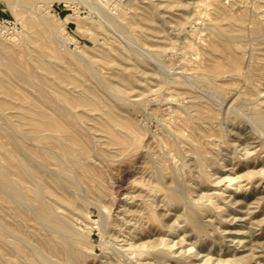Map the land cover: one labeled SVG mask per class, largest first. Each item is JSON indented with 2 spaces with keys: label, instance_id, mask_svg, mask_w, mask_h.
<instances>
[{
  "label": "rangeland",
  "instance_id": "1",
  "mask_svg": "<svg viewBox=\"0 0 264 264\" xmlns=\"http://www.w3.org/2000/svg\"><path fill=\"white\" fill-rule=\"evenodd\" d=\"M218 1H221L222 4L225 3L224 5L230 8L232 15L237 16L243 10L249 11V13L247 11L248 19L244 22L248 39L246 37L247 41H234V44L240 49L239 52H241V63L238 66L232 65L231 68L234 69L232 76L229 78L220 76L217 79V82L222 86L220 92L224 95L218 91L214 92V90L215 94H212L210 88L205 85L200 86V83L197 86L198 79L195 77L199 75L198 72L210 66L211 63L213 65L214 62L225 58L223 53L212 50V43L216 36L215 31L217 32L219 26L223 24L215 19L213 12L214 2L216 3L217 0H164L161 4L157 0H0V44L7 49H11V45H17L15 43H19L31 31H35L37 28L34 26L35 22L42 23L44 18L48 19L47 21H49L54 32L60 35L57 31L60 24L56 17L66 18L70 15L66 28L76 38V41L68 42L61 38L58 44V53H60L58 64L60 66L69 64V69L72 71L71 75L65 79L77 74L74 80L71 79L74 84L81 85L80 87L96 85L101 90H105L104 92L107 95L109 94L108 96L116 100L118 105L123 108L122 110L125 111H123V114L126 117L129 116L128 119L132 120L133 125L136 124V135L139 138L140 151L139 155L130 158L131 161L129 160L123 164L118 158L115 160L117 156H113L115 159H112L113 157L105 152L102 147L99 148L100 143L97 140L89 144L90 150H93L85 152L86 156L84 154L82 156V153H80L82 162L85 160L84 157H87L83 162L84 165L92 166L95 164L94 166L98 165L97 167L102 170L103 180H106L104 184L109 188H106V193L103 194V191L96 189L92 183L88 186L82 183L83 186L79 188L81 193L78 192L79 189L75 191L70 187L69 183L61 182L63 187L60 184L62 189L68 193L78 192L79 199L84 200L87 198L85 201L88 202L90 215H83L74 220L73 223L78 230L82 228L81 231L84 232L92 231L91 242L95 246L96 255L100 258H98L96 264H107V261H109L108 264H111L112 261L115 262L117 253L121 250V254L124 253L130 258H134V261L137 260V256L133 255L141 251L143 258L140 261L143 264L146 262L158 264L154 255L145 257L144 253L149 252V250L156 251L158 247L161 249L165 243L169 244V246L165 245V248L169 247L171 254L173 253L176 259L171 255L173 258L170 261L168 259L164 264H264V128H262V126L264 127V119L263 121L257 119L259 117L264 118V47L260 48L256 44L257 41L254 36L250 33L254 23L253 20L257 23L260 22L258 24L264 32V22H262L264 21V16H262L264 15V0ZM176 3L182 4L186 11ZM172 5L173 7H171ZM237 6L241 7L237 8ZM251 6L253 9H251ZM254 9H257V11ZM182 12L184 15L178 17L183 14ZM160 14H164V17ZM174 14L178 18L174 17ZM112 15L115 22L110 21ZM150 15L152 17H163V23L165 24L159 28L161 29V31H158V33L161 32L159 33L160 37L148 36L141 30L142 24L137 21L138 17L145 16L147 19H151ZM118 22L120 25H117ZM123 23H125L126 29H124ZM49 49L47 52L50 53L48 54L55 55L54 50L49 51ZM249 50L255 53H251ZM150 53H153L155 57ZM136 56L139 58L138 63L141 65L134 60ZM83 58L85 61L87 59L92 60L90 69L80 61L84 60ZM125 65L131 71H123L121 66ZM149 70L155 73V81L148 85L145 83L142 74ZM120 77L121 80L118 79ZM190 78L195 80L192 81ZM122 80L124 82H121ZM16 83L10 80L9 84L16 87ZM101 83L108 85V91L105 89L107 85L104 88ZM186 88L191 89L192 94H200L206 101L205 106L201 108L200 120L197 119L193 125L196 137L183 121L191 111L186 105L191 100L188 97L186 98ZM110 93L114 95V98ZM242 96L245 99H243L244 97L241 98ZM250 102L252 106L249 105ZM64 103L66 104V102ZM221 104L223 105L221 106ZM66 106L71 107L72 110H77L69 103ZM246 106L253 110L248 109ZM76 112H79V110ZM256 112L261 114L258 113L257 116ZM252 113L256 117H253ZM226 114L228 117H226ZM0 115L3 116L4 112L0 111ZM124 115L121 116L126 118ZM1 118L0 124L3 125H0V127H4L7 123V126H5L7 128L10 117L6 120ZM86 119V116L79 118L78 127L82 126L77 131L81 134V138L83 137L88 142L87 132H89L88 130L91 128L89 125L91 124ZM209 119L210 121H208ZM205 121L208 124H203ZM7 130L12 131L10 133L14 138L10 136V133L4 135V138L3 136L0 137V143L5 149L16 148L30 164H36L45 173L52 177L55 176L56 167L53 163L51 165L48 162H39L34 155L24 153L27 152V147L34 146L35 149L38 148L40 143L36 138L33 136L28 138L19 136L9 127ZM23 141L28 143L26 144ZM19 146L22 147L21 150ZM22 149L25 151L23 152ZM195 154L199 155V159ZM94 155L99 156V158ZM60 156H63L64 161L68 163L66 156L61 153ZM150 158L161 168L159 169L153 164L154 162ZM1 163L7 164L4 159H1ZM160 164L162 165L160 166ZM119 166L122 168L120 169ZM111 167L112 169H110ZM137 168L141 169L138 170ZM120 173L121 176H119ZM113 180L114 182L111 183ZM176 182L178 183L175 184ZM118 183H123L121 185L125 186L124 191L126 192L118 194L120 198L115 193L110 195L109 191L111 187L113 188ZM179 185L181 189H179ZM86 194L89 200L93 198V201L91 199L93 204L88 201L87 196H84ZM191 200L198 205L191 204ZM186 202H189V204ZM109 204L115 206H112V208ZM167 204H170L171 208ZM24 208L27 210L26 212L31 213L27 206H24ZM193 209L201 211H197L199 213L197 214ZM118 213H122V216ZM149 215H153L155 218L149 220ZM103 216H106V219ZM133 219L134 221H132ZM103 221L110 224L108 229L102 228ZM115 221L119 225H115ZM196 221L204 224L202 230L194 228L193 222ZM2 222L0 219V229L5 231L8 227H3ZM113 223L115 226H113ZM86 224L89 226H86ZM136 224H139L138 227ZM117 226H120V228ZM9 230V228L6 229V235H9L7 234ZM128 233L134 238L130 237ZM10 235L13 236V233ZM115 236L119 237L115 239ZM127 236L128 238H126ZM124 244L128 245L125 246ZM34 246L35 242L31 241L29 247L33 248ZM137 262L139 263V261Z\"/></svg>",
  "mask_w": 264,
  "mask_h": 264
},
{
  "label": "bare ground",
  "instance_id": "2",
  "mask_svg": "<svg viewBox=\"0 0 264 264\" xmlns=\"http://www.w3.org/2000/svg\"><path fill=\"white\" fill-rule=\"evenodd\" d=\"M150 1H152V0H150ZM157 1H159L161 4L162 1H164V0H157ZM228 1L231 2V0H228ZM239 3H240V1H239ZM247 3H249V2H247ZM176 4L180 5V3H176ZM224 4H222L221 1H218V0L216 3L214 2L213 12L215 14V19L219 22H222L223 24H221V26H219V29L217 32L215 31L216 36H215V39L212 43V50L213 51H219V52L223 53L225 58H224V60L222 59V60L214 62L215 64H213V65L211 63L210 66H208L205 69H202L201 72H198L199 73L198 76H195L194 72H192L193 75L195 77H197V79H198V80L196 79L198 81V83L194 82L197 84V86H199L198 84L200 83V86L205 85L208 88H210V91L213 92V90H214V92L218 91L219 93H221L220 91H222L221 90L222 86H221V84H219L217 82V79L220 76L224 77V78H229L230 76L233 75V72H234L233 71L234 69L232 70V68H231L232 65L238 66L241 63V55H240L241 52H239L240 49L238 48V46L236 44H234L235 43L234 41L240 42V41L246 40L247 31L244 27V22L248 19V13H249L248 10H247L248 13L246 10H243V11H241V13L239 12V15H237V16L232 15L230 8ZM180 6L183 8L182 4ZM241 6H243V5H241ZM241 6H237V8H240ZM171 7H173V5ZM262 8H263V6H262ZM251 9H253L252 6H251ZM183 10H184V8H183ZM254 10L257 11V9H254ZM174 11H175V9H174ZM184 11H186V10H184ZM145 12H147V11H145ZM255 13H257V12H255ZM167 14H169V13H167ZM160 15L163 16L164 14H160ZM165 15H166V13H165ZM174 15H175L174 17H176V14H174ZM183 15H184V13L180 14V16H178V17H181ZM161 16H154V17L151 16L152 17L151 19H147V17H145V16H139L137 21H139V24L140 23L142 24V26H141L142 31H144L148 36L156 38V37H160L159 33H161V32L158 33V31L159 30L161 31V29H159V28L165 24V23H163V17L164 16L163 17H161ZM262 16H264V15H262ZM104 17H106V16H104ZM178 17H176V18H178ZM254 17H256V16H254ZM69 18H70V15H68L66 18L56 17V20L60 24L57 28V31L59 32L60 35H58L54 32V30L50 26L49 21H47L48 19L44 18L42 20V23L35 22L34 26L37 27L35 31H31L28 35L24 36L19 43H15L17 45H14V46L11 45V49H7L4 45L0 44V111H2V113L4 112V115H6L5 116L6 118L3 117L4 115L3 116L0 115V116L2 118H4L5 120L8 117H10L8 120V127H9V129L13 130L17 135L22 136V137H27V138L29 136H33L40 143V145L38 146L37 149H35L34 146L27 147L26 148L27 152H24L25 150L22 149V151L24 153H28V154L30 153L31 155H34L39 160V162H48V163H51V165L54 164L56 167L55 176L52 177L49 174L42 171L41 169H39V167L36 164L35 165L30 164L25 159V157H22L23 155H21L19 150H17L16 148L8 150V149H5L0 143V219H1V221H3L2 226L3 225H4L3 227L7 226L10 229L9 233H7L9 235H6V229L8 230V228H6L5 231H4V229H0V264H96L99 256L96 255L95 246L91 242L92 231L91 230H89V231L85 230L86 232H84V231H81L82 228L80 230H78L77 228H75L74 223H73L74 220L82 217L83 215H87V216L90 215L89 214V208H88V206H89L88 202L85 201L87 198H85V199L83 198L84 200H81L77 196V193L81 191L79 188L81 186H83L82 183L87 184V186L91 185V183L94 184L96 189L103 191L102 192L103 194L106 193V190H107L106 188H108V187L105 186V184H104L105 183L104 181H106V180H103V173H102V170L99 169V167H97L98 165L97 166H94L95 164L92 166H90L88 164L84 165L85 163L83 164V162H85L87 157H84L85 160L83 158L84 161L82 162V159H80V157H81L80 153H82V156H83V154L85 152L90 150L89 144L93 143L97 140L100 143V146L97 143L99 148L102 147L104 149V151L109 153V155H111L112 157L117 156L116 159L114 157L112 159L117 160V158H118V160H120L121 163H123V164L127 163L132 156L139 155L140 146L138 144L139 138L136 135L137 134L136 124L134 123L135 125H133L132 120L130 121L128 119L129 116L126 117L123 114L125 111L122 110L123 108L120 105H118L116 100L111 99L110 96H108L109 94L107 95L106 92H104L105 90L104 91L101 90L96 85H94V86L93 85H87V86L80 87L81 85L74 84L73 81H71V79L74 80L77 77V74H73V77H70V78L68 77V79H65L67 76L71 75L72 71L69 69V64L61 65V66H60V64H58V61L60 59V53H58L59 52L58 51V44H59V41L61 38H63L64 41L66 40L68 42L74 41L76 39V38H74L73 35H71L69 33V31L66 28V23L68 22ZM108 18H107V20H108ZM111 18L112 19L110 21L113 20V18H114L113 15ZM165 19H164V21H165ZM170 19H171V17H170ZM117 21H118V19H117ZM120 21L123 22L124 20H120ZM112 22H115V21L113 20ZM253 22L254 23H253V26L250 30V33L252 36H254L255 40L257 41L256 44H258V46L260 48H263L264 47V32H262V30L259 26L260 24H258L260 22L257 23L254 20H253ZM262 22H264V21H262ZM118 24H119V22L117 23V25ZM124 24L125 23H123V25ZM246 25H247V23H246ZM122 29H123V27H122ZM124 29H126V26L124 27ZM263 31H264V28H263ZM212 32H214V30H212ZM141 35H142V33H141ZM161 38H163V37H161ZM247 39H248V37H247ZM48 49H49V51L51 49H53L55 52V55H53V56H52V54L49 55L48 53H50V52H47ZM258 51H259V49H258ZM250 52L255 53L253 51H250ZM153 53H154V51H153ZM3 55H5V56H3ZM152 56L155 57L154 54ZM80 59H82V58H80ZM88 60L89 59H87L85 61V59H84V60H80V61L82 62V64L85 67L90 69L92 60H89V61ZM134 60L138 63L139 58L136 56ZM122 63H125V62H122ZM138 64H140V63H138ZM150 66L152 67L151 64H150ZM121 69L123 71H127V72L131 71V69L128 68L126 65L121 66ZM250 70H251V68H250ZM149 71H151V72L149 73ZM149 71L143 72V74H142V76L144 77L145 83L148 85L152 81L153 82L155 81L154 80L155 79V73L154 72L152 73V70H149ZM132 72H134V71H132ZM252 75H254V74L252 73ZM132 76H133V74H132ZM195 77H193V78H195ZM133 78H134V76H133ZM69 79H70V81H69ZM118 79L121 80V77ZM234 79H235V77H234ZM10 80H13V82L14 81L17 82L16 87L9 84ZM194 80L195 79H193L192 81H194ZM121 82H124V81L122 80ZM178 82L181 83L180 81H178ZM99 83H100V81H99ZM182 83H184V82H182ZM93 84H95V83H93ZM119 84H120V82H119ZM131 84H132V82H131ZM141 84H143V83H141ZM106 85L107 84L103 83L102 87L104 86V88H105ZM141 86H143V85H141ZM207 87H206V89H207ZM107 88H108V85L105 88L108 91ZM19 89H20V91H19ZM245 89H247V88H245ZM247 90H249V89H247ZM191 91L192 90L189 88L185 89V94L187 95L186 98L188 97L191 99L187 102L186 105L191 111H190V113H188L189 115L183 121H184V124L190 128L191 133L194 134L193 125L196 123L197 119L200 120V114L202 111L201 108L205 106L204 103L206 101L203 99V97L200 94H192ZM204 91H206V90H204ZM214 92L212 94H215ZM110 94H112V93H110ZM221 94L224 95V93H221ZM235 94H237V93H235ZM232 97H234V96H232ZM243 97L244 96H242L241 98H243ZM113 98H114V95H113ZM226 99H227V97H226ZM243 99H245V97ZM249 99H247V100H249ZM118 100H120V99H118ZM254 100H255V98H254ZM243 101H242V103H243ZM64 102H66V104ZM119 102H121V101H119ZM67 103L74 106L77 110H79V112H76L77 110L70 109L71 107H67L66 106ZM210 103H211V100H210ZM222 105L223 104H221V106ZM249 105L252 106L251 102ZM214 106H216V105H214ZM237 106H236V108H237ZM231 107H232V104H231ZM231 107H229V108H231ZM215 108H217V107H215ZM247 108L253 110L252 108H249V107H247ZM221 109H223V108H221ZM226 110H227V108H226ZM258 113L256 114L257 116H258ZM252 114L254 115V113H252ZM259 114H261V113H259ZM121 115H124L126 118H123ZM85 116L87 117L88 122L90 121L89 124H91V125H89L91 127L88 130L89 132H87L88 133L87 136H88V140H89L88 142L83 137L81 138V134L78 133V131H77L79 129V127L82 126L81 125L78 127L79 118L85 117ZM229 116H231V114H229ZM226 117H228L227 114H226ZM253 117H256V116L254 115ZM263 117H264V115H263ZM202 118H204V117L202 116ZM257 119L258 120L260 119V121H263L264 118L259 117ZM208 121H210V119ZM5 124H6L5 126H7V123H5ZM203 124H208V122L206 123V121H205V123H203ZM0 125H3V124H0ZM5 126L0 127V137L3 136V138H4V135H8L10 132H12L10 130H7L8 127L5 128ZM262 128H264V127L262 126ZM209 129H208V131H209ZM262 131H263V129H262ZM204 132H206V131H204ZM171 133H173V132H171ZM10 136L13 137V135H11V133H10ZM171 136H173V134H171ZM174 136H175V133H174ZM33 137H31V138H33ZM194 137H196V134H194ZM5 139H6V137H5ZM15 139H16V137H15ZM181 141H184V140H181ZM18 142H19V140H18ZM23 142H25V141H23ZM146 143H147V141H146ZM192 144L194 145V142ZM20 145L22 146V144H20ZM94 145H95V143H94ZM195 145H196V143H195ZM21 146H19L20 150L22 148ZM30 146H31V144H30ZM259 146H260V144H259ZM92 150H90V151H92ZM197 151H198V149H197ZM59 152L68 158V163L66 161H64L63 156H60ZM94 154H96V153H94ZM86 155L87 154H84V156H86ZM94 156H97V155H94ZM195 156H198V159H199L198 154L197 155L195 154ZM97 157L99 158V156H97ZM152 158H150V159H152ZM1 159H4L7 164L6 165L2 164ZM109 159H111V158H109ZM153 159H152V161L154 162ZM196 159H197V157H196ZM102 160H103V158H102ZM157 162H158V160H157ZM118 163H120V162L118 161ZM149 163H151V162H149ZM113 164H115V163H113ZM153 164H155V162ZM134 165H136V164H134ZM155 165L157 166L158 164H155ZM161 165L162 164H160V166ZM103 166H104V162H103ZM48 168H51V167H48ZM121 168L122 167H120V169ZM134 168H136V167L134 166ZM47 169H46V171H47ZM52 169H54V168H52ZM105 169L107 170V168H105ZM110 169H112V167ZM140 169H138V170H140ZM159 169H158V171H159ZM43 170H45V169H43ZM53 172H54V170H53ZM106 172H108V170ZM125 172H126V170H125ZM142 172H141V174H142ZM144 173H147V172H144ZM108 174H109V172H108ZM78 175H79V177H78ZM109 175L111 176V174H109ZM119 176H121V173ZM108 178L111 179L110 177H108ZM117 178H119V177H117ZM61 182L69 183L70 187L75 189V191L79 189V191L77 193L76 192L74 193L71 190L74 194L71 192L68 193L62 189L63 184ZM113 182H114V180L111 183H113ZM177 183L178 182H176L175 184H177ZM60 184L62 185V187ZM121 184H123V183H121ZM121 184L118 183V184H115L113 188L111 187L109 190L111 193L110 195H113V193L118 195V194H122V192H125L124 191L125 186L123 187V185H121ZM127 184H128V182H127ZM180 185H179V187H180ZM65 186H67V185H65ZM104 186H105V189H104ZM70 187H69V190H70ZM169 187H170V185H169ZM176 187L179 188L178 186H176ZM88 188H90V187H88ZM67 189H68V187H67ZM173 189H175V187H173ZM179 189H181V187ZM182 189H184L183 186H182ZM84 190H86V189L84 188ZM83 192L85 193V191H83ZM83 192H82V195H83ZM184 193H185V190H184ZM184 195H186V194H184ZM84 196H87V194ZM105 196H107V195H105ZM119 196L120 195H118V197ZM166 196H168V195H166ZM95 197L97 198V196H95ZM100 197H102V196H100ZM112 197H114V196H112ZM149 197H150V195H149ZM155 197H157V196H155ZM158 198H160V197H158ZM91 199L93 201V198H90V200H89V197H88V201H90L92 203ZM139 199H141V198H139ZM184 201H190V200H184ZM94 203L96 205H99L97 202H94ZM123 203H124V201H123ZM186 203L189 204V202H186ZM192 203L195 206L198 205V204H196V202H192V200H191V204ZM118 204H120V203H118ZM109 205H111V204H109ZM125 205H124V207H125ZM194 205H192V206H194ZM24 206H27V208H29L31 210L30 214L28 212H26L27 210L24 208ZM112 206L114 207L115 205L112 204L111 207ZM167 206L171 208L170 204H167ZM195 206H194V208H195ZM127 207H129V206H127ZM190 207H191V205H190ZM112 208H110V209H112ZM118 209H120V208H118ZM141 209H143V208H141ZM188 210H186V211H188ZM193 210H195V209H193ZM129 211H130V209H129ZM129 211L127 210V212H129ZM195 211L197 212L198 210H195ZM200 211H198V212H200ZM124 212H125V210H124ZM198 212H197V214H199ZM101 213H102V211H101ZM121 214H119V215H121ZM120 218H123V217H120ZM136 218H138V216H136ZM154 218L155 217L153 215H149V220L154 219ZM108 219H110V218L108 217ZM126 220H127V218H126ZM132 221H134V219ZM143 221H142V223H143ZM105 222L106 221H103V227L102 228L108 229L110 224L105 223ZM114 223H115V225L118 224V223H116V221ZM114 223H113V226H115ZM126 224L127 223L125 222V225ZM138 225L139 224H136L137 227H138ZM193 225H194V228L196 230H202L204 228V224L199 223L197 221L193 222ZM86 226H89V225L86 224ZM99 227H100V225H99ZM117 227L120 228V226H117ZM113 228H115V227H113ZM172 230H174V229H172ZM10 232L13 233V236L10 235L11 234ZM14 233H15V235H14ZM123 233H125V232H123ZM128 235H129V233H128ZM132 235H134V234H132ZM119 236H115V239H116V237H119ZM130 237H133V236H130ZM126 238H128V236ZM108 239H110V238H108ZM167 240L169 241V239H167ZM28 241H29V244L31 241H34L35 246L33 248L29 247V244L27 245ZM121 241H120V243H121ZM127 241H128V239H127ZM184 241H185V239H184ZM123 242L125 243L126 240ZM128 243H129V241H128ZM162 244H163V242H162ZM127 245H125V246H127ZM132 245H134V244H132ZM165 245L169 246L168 243H165L163 248L161 247V249H160V247H158L157 248L158 250H156V251H150L149 250V252L144 253V256L148 257L149 255H154L155 257L154 256L153 257L155 258L156 262H158V264H164L168 259L170 261V259L174 257L173 256L174 254L173 253L171 254L169 247L165 248ZM114 246H115V244H114ZM118 249L120 250V248H118ZM120 252L117 253V260L115 262L112 261L111 264H143L142 261H140L143 258V253H141V251L140 252L137 251L139 254L135 253L136 251L134 252L135 255H133V256H137L136 261L133 260L134 258L132 259V258L124 255V253L121 254ZM131 252H133V251H131ZM197 255H198V253H197ZM174 259H176V258L174 257ZM180 259H179V261H181ZM183 259H184V257H183ZM137 261H139V263ZM108 262L109 261H107V264H108ZM175 263H177V262H175ZM104 264H106V263H104ZM145 264H149V263L146 262Z\"/></svg>",
  "mask_w": 264,
  "mask_h": 264
}]
</instances>
